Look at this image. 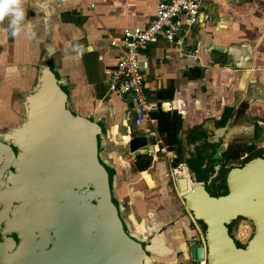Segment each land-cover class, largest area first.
<instances>
[{
	"label": "crops",
	"instance_id": "1",
	"mask_svg": "<svg viewBox=\"0 0 264 264\" xmlns=\"http://www.w3.org/2000/svg\"><path fill=\"white\" fill-rule=\"evenodd\" d=\"M160 1L20 0L21 31L12 36L8 18L0 22V140L21 137L27 99L49 69L67 107L101 133L100 159L115 173L124 221L148 246L140 260L193 264L204 227L179 180L188 183L193 170L219 194L211 176L264 155V0H204L197 25L173 44H152L141 60L153 108L137 126L131 98L109 91L110 75L124 31L146 29Z\"/></svg>",
	"mask_w": 264,
	"mask_h": 264
},
{
	"label": "water",
	"instance_id": "2",
	"mask_svg": "<svg viewBox=\"0 0 264 264\" xmlns=\"http://www.w3.org/2000/svg\"><path fill=\"white\" fill-rule=\"evenodd\" d=\"M67 94L44 71L21 137L0 140V264H144L148 246L124 221L115 173L100 159L101 133L72 113ZM188 175L178 182L182 199L206 243L191 246V259L264 264V156L232 168L225 196ZM240 219L253 230L244 242L228 229Z\"/></svg>",
	"mask_w": 264,
	"mask_h": 264
},
{
	"label": "built area",
	"instance_id": "3",
	"mask_svg": "<svg viewBox=\"0 0 264 264\" xmlns=\"http://www.w3.org/2000/svg\"><path fill=\"white\" fill-rule=\"evenodd\" d=\"M204 0H162L158 3L149 25L144 30H125L123 55L110 75L111 93L131 98L135 107V123L140 126L152 111L146 92L148 61L141 57L159 39L170 44L197 25L202 16ZM205 239L203 246H205ZM193 264H208L203 261Z\"/></svg>",
	"mask_w": 264,
	"mask_h": 264
},
{
	"label": "clouds",
	"instance_id": "4",
	"mask_svg": "<svg viewBox=\"0 0 264 264\" xmlns=\"http://www.w3.org/2000/svg\"><path fill=\"white\" fill-rule=\"evenodd\" d=\"M8 18L10 35L16 36L23 27L25 13L20 7V0H0V22Z\"/></svg>",
	"mask_w": 264,
	"mask_h": 264
},
{
	"label": "flooded vegetation",
	"instance_id": "5",
	"mask_svg": "<svg viewBox=\"0 0 264 264\" xmlns=\"http://www.w3.org/2000/svg\"><path fill=\"white\" fill-rule=\"evenodd\" d=\"M261 155L264 156L263 154H261ZM252 157H253V156H252ZM252 157H248L245 161L242 160V161H240V162H236V163L232 164V165L229 167V169H227V170L225 171L224 174H222V172H220L219 175H218L216 178H214L213 183L219 182V185H220V188H221V192H220L219 194H215V193L212 192L213 190L211 191L210 189H207V190L210 192V194H211L212 196H215V197L228 195V193H229V188H228V180H227V179H228V175H229V173L231 172L232 168H234L235 166H239V165H241V167L244 166V164H245L249 159H251ZM222 175H223V176H222ZM217 178H218V180H217ZM240 220H242V219H240ZM240 220H239V221H240ZM236 224H237V222L228 225V229H229L230 234H232L233 228L236 226Z\"/></svg>",
	"mask_w": 264,
	"mask_h": 264
},
{
	"label": "rangeland",
	"instance_id": "6",
	"mask_svg": "<svg viewBox=\"0 0 264 264\" xmlns=\"http://www.w3.org/2000/svg\"><path fill=\"white\" fill-rule=\"evenodd\" d=\"M203 182L205 184L206 180L203 179ZM208 189H210L212 191V187H209ZM123 218H124V220L126 219L125 213H123ZM252 233H253V230H252L251 225L245 220H240L237 222L236 226L233 228L232 236L236 239V238H238L237 235H245L244 239L246 241L247 239H249L252 236ZM143 239H145V241H146V238H143Z\"/></svg>",
	"mask_w": 264,
	"mask_h": 264
}]
</instances>
